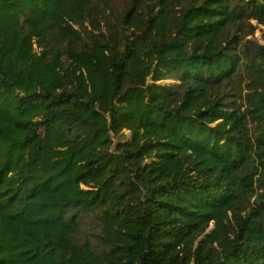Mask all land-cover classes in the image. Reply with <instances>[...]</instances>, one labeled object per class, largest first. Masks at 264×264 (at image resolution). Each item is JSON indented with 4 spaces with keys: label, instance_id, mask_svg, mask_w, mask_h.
Segmentation results:
<instances>
[{
    "label": "trees",
    "instance_id": "obj_1",
    "mask_svg": "<svg viewBox=\"0 0 264 264\" xmlns=\"http://www.w3.org/2000/svg\"><path fill=\"white\" fill-rule=\"evenodd\" d=\"M0 104V264H264V0H0Z\"/></svg>",
    "mask_w": 264,
    "mask_h": 264
},
{
    "label": "rangeland",
    "instance_id": "obj_2",
    "mask_svg": "<svg viewBox=\"0 0 264 264\" xmlns=\"http://www.w3.org/2000/svg\"><path fill=\"white\" fill-rule=\"evenodd\" d=\"M258 28L260 29L261 26ZM260 33H261V31L257 30L256 34L260 35ZM0 118L1 119L12 118L14 120H17V119H22L23 116L20 113H18L17 111H15L14 107L8 106L5 104H0Z\"/></svg>",
    "mask_w": 264,
    "mask_h": 264
}]
</instances>
